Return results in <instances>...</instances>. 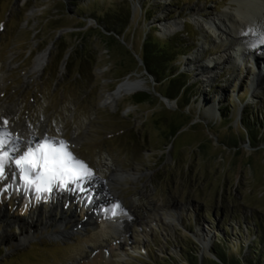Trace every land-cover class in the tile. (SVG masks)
<instances>
[{"label": "rangeland", "instance_id": "374dc122", "mask_svg": "<svg viewBox=\"0 0 264 264\" xmlns=\"http://www.w3.org/2000/svg\"><path fill=\"white\" fill-rule=\"evenodd\" d=\"M240 1L0 0V71L13 68L5 97L19 105L15 122L29 118L38 125L49 117L48 138L77 136L74 153L91 168L96 187L102 186L97 197L105 195L103 185L114 171L132 173L115 186L118 200L109 205L119 215L92 220L95 205L85 197L61 203L56 192L67 189L4 191V181L0 264H190L193 255L201 264H217L219 247L229 260L264 264V55L230 64V53L219 61L229 41H216L203 23ZM127 2L132 22L116 35V44L87 31L98 27L112 34L94 17ZM165 23L184 27L170 33ZM63 29L68 31L56 39ZM148 35L180 44L174 71L188 80L189 103L184 95L166 104L168 82H159L143 61ZM48 49L45 70L23 86L37 55ZM85 57L91 63L81 68ZM255 58L262 59V69L254 67L258 73L249 67ZM128 78L142 81L143 88L115 109L104 106L105 96ZM141 92L150 100L134 103ZM173 122L180 128L176 137L168 130ZM121 218L128 224L119 233ZM249 224H262L261 237ZM21 228L30 235L19 244ZM63 229L69 233L58 236Z\"/></svg>", "mask_w": 264, "mask_h": 264}, {"label": "bare ground", "instance_id": "6f19581e", "mask_svg": "<svg viewBox=\"0 0 264 264\" xmlns=\"http://www.w3.org/2000/svg\"><path fill=\"white\" fill-rule=\"evenodd\" d=\"M229 8L231 10H224L221 13L216 14V16L214 17H207L208 21L204 20L203 22L206 27V30L210 31L211 35L214 36V38L216 37V41L223 40L220 39V36L227 37L224 40L228 39L229 41V47L227 50L230 49L231 52L226 50L227 53L225 52L224 55L218 57V60L222 61L223 59H229L231 53L232 57L235 56V60L231 59L227 60V62H230V64L231 62H233V64H235L236 62L244 63L245 61H243L242 58L247 56L250 57L252 55L253 57H258L256 55L254 56V54L257 53L258 55L260 51L264 55V0H241L239 3H230ZM163 26V29L170 33L177 32L180 28L184 27L183 23H173L172 25L169 23H165ZM245 36L248 39H241V37ZM249 44H252V46ZM239 46L241 48L235 51L234 47L239 48ZM50 51L51 50L48 49L37 55L34 60L33 66L26 74L23 86H27L30 84L32 76L36 77L37 75H39V73H42L45 70L46 66L49 63L51 54ZM210 62L215 63V61L212 60ZM210 64H208V66ZM65 65L66 61L64 62L63 67H65ZM12 69L13 68L10 66L8 71H0V133H3L8 136L5 140V144L8 147L10 146L8 142L12 140V142L14 143L13 145L23 151L27 146L36 147L39 143H42L45 138H48L46 133L49 128L50 119L49 117H44L42 122L38 125L32 124L29 118L23 122H15L18 121L17 112L19 110V105L9 102L8 99H6L5 97V93L7 92L6 78ZM213 69L212 71L210 70V72H213ZM203 70L204 69H201L202 72ZM203 74H205V76L207 75L205 72ZM143 86L144 85L142 81L131 80L130 78L125 79L118 85L115 90L109 92L105 96L103 105L115 109L118 106V102L124 96L136 93L137 91L141 90ZM5 120L7 121L6 125L3 123ZM62 140L66 142L67 150L71 151L75 155L74 147L78 143V137L74 136V138L71 140ZM88 168L91 170L89 166ZM6 169L9 170L11 175L7 179L0 180V182L3 183L5 181L6 183L4 185L8 189L14 187L10 190H14L16 188H19L21 190L23 187V181L19 178V172L16 171L14 168ZM129 176H132V173H126L122 170L114 171L111 176L107 179V184L103 185L105 189L104 191H102V193L105 192V195L101 194L100 197H97L99 196L98 190H100L102 186L100 188L96 187V184H98V182H95L96 178L93 174L80 182V188L83 189L82 191H78L76 190V188H71V190H68V192H56V194L58 195V199L61 201V203H64V201L71 202L75 198L85 197L86 201L89 203V206H93V204L95 205L93 206V211L89 216L90 220L109 213L113 216H117L119 215L117 208H112V206L109 205H111V203H117L118 200L117 197L119 196V192L117 189H115V186L119 185ZM21 191H23L24 193L30 192L25 190ZM1 198L2 196L0 197V199ZM61 203L58 204V206L61 205ZM0 219L1 221H4L5 219V216L2 214V211H0ZM65 220H67V218H65ZM69 223H71V221H69L67 224ZM88 224L89 223L87 222L82 224L75 223L74 227L75 229H78L80 227H85ZM126 224H128V222L122 219L118 223L116 230L119 233H122L121 231L126 228ZM7 225L10 226L9 222L7 223ZM74 227L73 230H75ZM28 232L29 230L25 231L24 228H21L22 236H20V238L18 239L19 241H17L19 244L27 242L29 240L30 233ZM67 233H69L68 230L63 229V231H59L57 235L63 237Z\"/></svg>", "mask_w": 264, "mask_h": 264}, {"label": "snow or ice", "instance_id": "6c2138e0", "mask_svg": "<svg viewBox=\"0 0 264 264\" xmlns=\"http://www.w3.org/2000/svg\"><path fill=\"white\" fill-rule=\"evenodd\" d=\"M3 123L6 125L7 121ZM6 139L7 136L0 133V180L7 179L6 168H14L23 181L21 190L51 193L53 188L61 187L82 191L80 182L92 175L87 164L67 150L63 140L45 138L36 147L27 146L21 151L14 145L9 148ZM7 190L5 187L4 191Z\"/></svg>", "mask_w": 264, "mask_h": 264}, {"label": "trees", "instance_id": "16d2710c", "mask_svg": "<svg viewBox=\"0 0 264 264\" xmlns=\"http://www.w3.org/2000/svg\"><path fill=\"white\" fill-rule=\"evenodd\" d=\"M77 8H79V6H77ZM133 14L134 11L131 3H123V7L118 11H115L114 13L109 10L104 13V15L94 17L99 23V26L104 27L107 32L112 34H105L98 27L95 29L89 28L87 29V31L99 32L105 38L107 43L114 45L117 43L116 35L120 37L123 36L127 28L131 25ZM61 38H63V35L60 37V39ZM181 50L182 48L180 47V44L176 41H172L171 38L160 40L157 37H149L148 35L143 43V61L148 66L149 71L153 75L157 76V78L160 80L159 82H168L167 91L165 93L166 97L171 100H180L184 95V97L186 98L188 94V80L181 81L180 79L183 75L185 76V74H180L177 69H175L174 71L175 67L173 63L179 58L180 54L183 53V51ZM72 57L75 59L77 58V55L75 56L73 54ZM84 60H86V62ZM87 60L88 57H85V59H83V62H81L80 65L81 68H85L88 63H91V60ZM150 98L151 97L149 94L141 92L134 95L133 102L136 104L144 103L150 100ZM185 98L183 100L186 102V104L189 103V98ZM181 117L178 116V120H181ZM174 123L175 122L170 124V128H168V130L170 135L175 137L180 131V128L179 125H175ZM261 225L262 224H256L253 226L249 224L248 230L250 232L256 231L257 234H259V236L261 237ZM219 248L220 249L216 250V254L218 256V259H220L222 263H218L216 260H213L214 262H216L217 264H242L241 259L232 258L231 260H229L226 255L227 250L221 247ZM188 262L190 264H201V260L199 261V259L194 255L188 257ZM203 264H205V260H203Z\"/></svg>", "mask_w": 264, "mask_h": 264}, {"label": "water", "instance_id": "95a60500", "mask_svg": "<svg viewBox=\"0 0 264 264\" xmlns=\"http://www.w3.org/2000/svg\"><path fill=\"white\" fill-rule=\"evenodd\" d=\"M66 31H68V29H63V30H61V31H59V33L57 34V37H56V39H58V38H60L61 37V35L64 33V32H66ZM52 44H54V42L52 43ZM51 44V45H52ZM54 45H52V47H53ZM51 48V47H50ZM118 87V86H117ZM163 97V99L166 101V104L168 105V106H170L169 105V103H170V99L169 98H167V97H165V96H162ZM179 133V132H178ZM178 133H177V135H178ZM176 135V136H177ZM175 136V137H176Z\"/></svg>", "mask_w": 264, "mask_h": 264}, {"label": "built area", "instance_id": "2783aa9c", "mask_svg": "<svg viewBox=\"0 0 264 264\" xmlns=\"http://www.w3.org/2000/svg\"><path fill=\"white\" fill-rule=\"evenodd\" d=\"M251 68H253V66H252ZM255 72H257V71H255ZM257 73H258V72H257Z\"/></svg>", "mask_w": 264, "mask_h": 264}]
</instances>
